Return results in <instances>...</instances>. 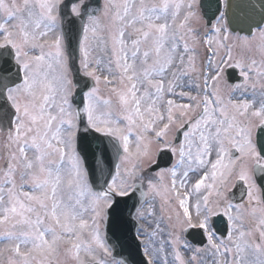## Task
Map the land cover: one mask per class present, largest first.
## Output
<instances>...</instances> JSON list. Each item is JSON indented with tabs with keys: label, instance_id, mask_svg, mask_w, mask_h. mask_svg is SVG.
Instances as JSON below:
<instances>
[{
	"label": "snow or ice",
	"instance_id": "1",
	"mask_svg": "<svg viewBox=\"0 0 264 264\" xmlns=\"http://www.w3.org/2000/svg\"><path fill=\"white\" fill-rule=\"evenodd\" d=\"M0 146V264H264V4L0 0Z\"/></svg>",
	"mask_w": 264,
	"mask_h": 264
},
{
	"label": "water",
	"instance_id": "2",
	"mask_svg": "<svg viewBox=\"0 0 264 264\" xmlns=\"http://www.w3.org/2000/svg\"><path fill=\"white\" fill-rule=\"evenodd\" d=\"M235 0H231L233 4ZM254 2L260 1V0H253ZM202 4L204 5V11L208 12V18H211L212 12H215L217 0H201ZM261 3H259L260 5ZM258 6V5H257ZM238 10V11H237ZM235 10L234 13H229L228 19L231 26V29H234L236 32H238L240 35H251L249 29L250 27H254L255 24H257L260 20L259 14H257V17H252V15L247 18L251 21L247 23V12H243V17L246 19L244 20L242 17H240V9ZM241 18V19H239ZM92 160H88L89 167L92 166ZM91 179L94 181V186L98 187L99 184L103 183V178L100 177L99 173H95L91 176ZM133 233L135 232V228L132 229ZM115 243V241H113ZM116 251L119 253L118 258H123L128 261V264H143V261H145L144 256L141 252V245L138 242L137 239L133 240L131 234H127L121 237L120 242L117 244Z\"/></svg>",
	"mask_w": 264,
	"mask_h": 264
},
{
	"label": "bare ground",
	"instance_id": "3",
	"mask_svg": "<svg viewBox=\"0 0 264 264\" xmlns=\"http://www.w3.org/2000/svg\"><path fill=\"white\" fill-rule=\"evenodd\" d=\"M234 2H235V4H239V5H246V4L259 5V3L264 4V0H260L257 2H254L253 0H235ZM255 11L257 14H259V11H260L259 7H256ZM243 12H247V14H249V16L247 15L246 19L251 16V12L248 8H240V11H239L240 17H242L244 20H246V19L243 17ZM257 14L255 15V17H257ZM239 19H241V18H239ZM250 21H251V18L247 19V23H249Z\"/></svg>",
	"mask_w": 264,
	"mask_h": 264
},
{
	"label": "rangeland",
	"instance_id": "4",
	"mask_svg": "<svg viewBox=\"0 0 264 264\" xmlns=\"http://www.w3.org/2000/svg\"><path fill=\"white\" fill-rule=\"evenodd\" d=\"M90 2H92L93 5L96 6L97 4H102L103 0H90ZM0 152H3L2 146H0ZM2 163H3V161H0V164H2ZM141 237L144 238V236H141Z\"/></svg>",
	"mask_w": 264,
	"mask_h": 264
}]
</instances>
